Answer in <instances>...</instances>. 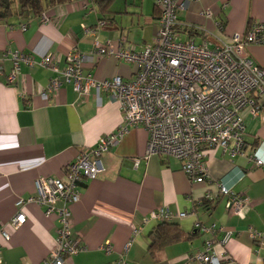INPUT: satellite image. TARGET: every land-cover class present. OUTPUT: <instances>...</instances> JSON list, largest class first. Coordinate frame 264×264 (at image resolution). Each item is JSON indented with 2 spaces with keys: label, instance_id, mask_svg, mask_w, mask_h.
<instances>
[{
  "label": "crops",
  "instance_id": "1",
  "mask_svg": "<svg viewBox=\"0 0 264 264\" xmlns=\"http://www.w3.org/2000/svg\"><path fill=\"white\" fill-rule=\"evenodd\" d=\"M147 1L125 0L124 9H117L114 0L111 12L103 15L94 0H74L45 10L51 19L48 23H42L40 16L15 15L10 22L0 23V54L21 51L39 62L53 53L63 68L73 48L90 55L94 36L83 25L95 29L102 18L108 21L98 29L102 42L118 43L126 37L133 47L141 49L153 40L160 16L155 0L152 4ZM188 1V7L179 11L176 29L184 40L217 43L245 32L252 22L264 21V0ZM206 9L212 11L211 17L202 14ZM127 14L137 18L138 26L128 25ZM246 52L255 64L264 67V45L250 44ZM11 61L7 58L0 68V228L10 234L5 240L0 233V258L1 264H43L57 245L60 222L56 214L46 215L45 207L36 202L18 208L17 200L35 195L37 178L63 177L65 167L82 148L95 146L100 137L118 128L122 111L107 91L100 99L95 89L88 96H79L72 84H65L45 100L42 92L56 74L40 64L21 63L16 82L9 83ZM84 71L104 81L117 75L129 78L135 66L114 57H89ZM262 104L258 116L250 110L244 112L243 155L232 157L221 148L208 150L204 183L191 182L174 157L145 159L149 132L142 126L130 127L103 155L104 171L80 186L81 200L72 204V234L82 236L87 249L66 264H121L122 255L127 264H201L189 257L204 248L211 234L196 224L215 225L212 237L216 240H221L225 231L234 230L225 247L233 260L237 264H264V243L255 241L248 232L250 227L264 232V165L257 166L249 158L256 153L264 160V97ZM220 182L249 200L243 217L227 212ZM209 192L214 199L204 205L202 200ZM159 208L174 215L171 221L178 223L184 234L195 237L169 245L165 257L155 260L148 252L149 237L162 221L146 223L144 218ZM19 210L27 219L15 228L11 220ZM180 212L189 214L179 217ZM106 240L113 247L111 253L100 248Z\"/></svg>",
  "mask_w": 264,
  "mask_h": 264
},
{
  "label": "built area",
  "instance_id": "2",
  "mask_svg": "<svg viewBox=\"0 0 264 264\" xmlns=\"http://www.w3.org/2000/svg\"><path fill=\"white\" fill-rule=\"evenodd\" d=\"M155 2L160 9L158 29L151 43H146L141 49L133 47L126 37L118 43L111 40L102 42L97 33L106 23L101 21L95 29L83 25V29L94 36L90 55L73 48L68 52L63 68L59 67V60L53 53H48L39 62L21 51L0 54V68L7 58L13 62L9 83L16 82L21 63L29 66L40 64L56 74L42 92L41 97L45 100L65 84H72L79 96H88L95 89V95L100 99V94L107 91L122 111L118 128L100 137L95 146L82 148L65 167L63 177L37 178L34 181L35 195L17 200L18 208L36 202L45 207L46 215L56 214L60 222L56 230L57 245L43 264H66L75 254L87 249L83 237L72 234V204L81 200L80 186L87 180H96L104 171L103 155L124 137L130 127L142 126L149 132L145 159L154 155L174 157L181 162L186 177L195 183L206 181L208 150L221 148L232 157L244 154L247 128L244 112L250 110L253 116L260 115L264 97V67L255 64L246 51L250 44L264 45V21L250 23L245 32L234 34L227 40L196 43L191 39L181 40L176 30L180 24L179 11L186 9L189 1ZM202 14L205 17L213 15L210 9ZM40 20L48 23L51 19L44 12ZM89 57L95 60L114 57L134 65L135 72L129 78L117 75L104 81L98 80L84 71ZM249 158L257 166L264 165V160L256 153ZM138 163L139 159H136L135 165ZM218 185L220 194L227 197V212L243 217L242 210L249 205L246 196L222 182ZM206 197L214 196L209 192ZM188 214L180 212L178 216ZM173 218V214L159 208L148 214L144 222L171 221ZM26 219L24 211L19 210L11 223L19 228ZM196 225L211 236L206 239L204 248L189 257L191 261L237 264L225 248L235 234L234 230L225 231L223 238L216 240L212 237L215 225ZM248 232L255 241L264 243V232L252 227ZM0 233L5 240L10 239L7 230L0 228ZM100 248L108 253L113 250L107 240L100 244ZM1 250L2 245L0 253ZM120 262L127 264L124 255Z\"/></svg>",
  "mask_w": 264,
  "mask_h": 264
},
{
  "label": "trees",
  "instance_id": "3",
  "mask_svg": "<svg viewBox=\"0 0 264 264\" xmlns=\"http://www.w3.org/2000/svg\"><path fill=\"white\" fill-rule=\"evenodd\" d=\"M74 0H0V23L10 22L15 15L38 17L48 8H52L61 4H67ZM98 5L99 11L106 15L111 12L114 0H94ZM16 7H18L17 13ZM107 25L108 21L105 18L100 20ZM213 198L205 196L204 205L212 204ZM192 235H186L182 231L178 223L163 220L154 226L150 233V247L148 252L155 260H161L166 255V248L172 244L181 241H190L193 239Z\"/></svg>",
  "mask_w": 264,
  "mask_h": 264
},
{
  "label": "rangeland",
  "instance_id": "4",
  "mask_svg": "<svg viewBox=\"0 0 264 264\" xmlns=\"http://www.w3.org/2000/svg\"><path fill=\"white\" fill-rule=\"evenodd\" d=\"M129 1H131V0H129ZM147 2L150 3V4H152V0H149V1H147ZM124 6H125V0H117V3L115 4L114 8H117V9H119V8L124 9V8H123ZM130 7H132V6L130 5L128 8H130ZM126 16H128V17H126V22L128 23V25H130V27H131V26H138V24H137V20H136L137 18H135V17H133V16H130V15H128V14H127ZM130 19H132V21H131ZM140 23L143 24V20H141ZM179 37H180V36H179ZM180 39H181V40H184L185 37L181 36Z\"/></svg>",
  "mask_w": 264,
  "mask_h": 264
}]
</instances>
